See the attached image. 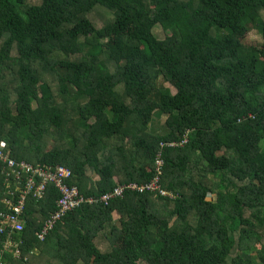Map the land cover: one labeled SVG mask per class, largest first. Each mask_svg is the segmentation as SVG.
Wrapping results in <instances>:
<instances>
[{"label":"trees","instance_id":"obj_1","mask_svg":"<svg viewBox=\"0 0 264 264\" xmlns=\"http://www.w3.org/2000/svg\"><path fill=\"white\" fill-rule=\"evenodd\" d=\"M1 143L85 196L159 186L39 240L49 185L7 264H264V0H0Z\"/></svg>","mask_w":264,"mask_h":264},{"label":"built area","instance_id":"obj_2","mask_svg":"<svg viewBox=\"0 0 264 264\" xmlns=\"http://www.w3.org/2000/svg\"><path fill=\"white\" fill-rule=\"evenodd\" d=\"M180 142L171 143L172 146L182 145ZM161 161H157L160 167ZM72 171L63 166L55 165L42 167L33 165L25 160H15L5 151L4 144L0 145V264L6 263V254L14 257L20 256L21 240H16L13 235L23 230L26 199L31 197L40 200L43 198L49 185L55 186L59 191L55 210L44 221L37 238L43 240L66 214L86 204H107L111 198L120 197L126 189L144 191V189L158 188L157 178L151 184L137 185L130 183L118 185L112 191L99 196H85L81 194L76 185H70L68 179ZM163 193V191H162Z\"/></svg>","mask_w":264,"mask_h":264},{"label":"rangeland","instance_id":"obj_3","mask_svg":"<svg viewBox=\"0 0 264 264\" xmlns=\"http://www.w3.org/2000/svg\"><path fill=\"white\" fill-rule=\"evenodd\" d=\"M153 32H154V34H155V36H156L157 38H163V37H164V32H163V30L161 29V26H160V25L155 26V27L153 28ZM260 40H261V36H260V34H259L258 32H256L255 30H252V31L248 34V36H247V38H246V42H247V43H251V42H253V41H260ZM159 83H162L165 87H168V88L171 90V92H175L174 87H173L170 83H163L161 80H160ZM55 90H56V89H55ZM57 100L60 101L61 98H60V97H57ZM60 102H62V101H60ZM164 120H165V117H161V118H160V123H159L160 126L163 124ZM212 197H213V195H212Z\"/></svg>","mask_w":264,"mask_h":264}]
</instances>
